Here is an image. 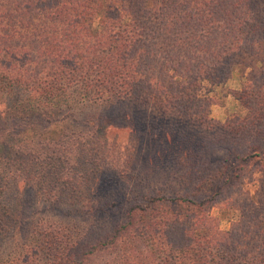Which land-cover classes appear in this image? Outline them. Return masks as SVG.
I'll list each match as a JSON object with an SVG mask.
<instances>
[{"label":"trees","instance_id":"16d2710c","mask_svg":"<svg viewBox=\"0 0 264 264\" xmlns=\"http://www.w3.org/2000/svg\"><path fill=\"white\" fill-rule=\"evenodd\" d=\"M235 67L249 69L231 93L246 114L227 122V141L246 151L226 150L219 167L205 146L178 160L180 180L195 174L199 193L210 186L213 199L231 179L223 168L230 161L264 159V0H0V154L9 137L4 118L22 96L47 102L74 90L93 103L129 102L186 122L199 114L205 123L206 105L216 104L214 88ZM7 157L0 158L1 194L17 178ZM26 205L22 200L17 211ZM122 206L111 201L84 213L111 218ZM151 210L130 207L110 233L90 229L74 239L61 227L39 223L29 243L16 244L14 260L0 264H264V251L248 248L234 230L243 214L232 221V231L191 235L179 224L184 212L164 224L149 220ZM250 214L253 220L258 212ZM8 219L18 225L21 217L0 205V233ZM208 221L197 222L203 227ZM254 227L257 232L258 222Z\"/></svg>","mask_w":264,"mask_h":264},{"label":"rangeland","instance_id":"374dc122","mask_svg":"<svg viewBox=\"0 0 264 264\" xmlns=\"http://www.w3.org/2000/svg\"><path fill=\"white\" fill-rule=\"evenodd\" d=\"M248 72L235 67L228 80L214 88L211 97L216 104L206 103L205 123L199 114L186 122L129 102L93 103L74 90L47 102L20 97L18 106L11 107L13 111L10 115L8 111L3 121L9 137L0 158L8 156L7 164L17 170V178L3 188L0 205L13 208L21 220L14 225L8 219L0 233V261L14 260L16 244L29 243L31 231L39 223L61 227L69 239L90 229L104 235L133 206L155 208L149 211V220L163 219L164 224L182 211L181 218H185L179 224L188 225L185 229L191 228V235L232 231V221L243 214L241 226L234 230L245 237L248 248L263 252L264 159L260 163L257 158L243 164L230 161L223 168L231 179L222 184L220 196L214 199L210 186L199 193L195 174H187L183 182L179 178L178 160L183 154L209 147L207 153L217 156L213 166L219 167L226 150H233L235 155L246 151L243 145L227 141L226 128L232 118L246 114L231 93L240 90ZM194 109L200 113L204 110ZM13 114L18 117L12 118ZM143 195L150 201H144ZM224 198L226 201L218 205ZM22 200L27 205L17 211ZM111 201L123 205L111 218L84 213L88 207ZM181 202L183 206L178 209L175 205ZM162 204L164 207L159 208ZM250 211L258 212L253 220ZM205 217L209 221L199 226L197 221H205ZM255 222L259 224L257 232Z\"/></svg>","mask_w":264,"mask_h":264}]
</instances>
